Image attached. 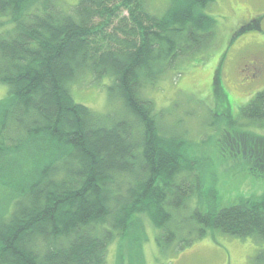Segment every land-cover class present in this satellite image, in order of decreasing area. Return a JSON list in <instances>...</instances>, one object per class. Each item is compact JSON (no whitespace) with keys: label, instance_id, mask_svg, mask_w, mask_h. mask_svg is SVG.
Wrapping results in <instances>:
<instances>
[{"label":"trees","instance_id":"obj_1","mask_svg":"<svg viewBox=\"0 0 264 264\" xmlns=\"http://www.w3.org/2000/svg\"><path fill=\"white\" fill-rule=\"evenodd\" d=\"M149 1L0 0V264H107L109 244L137 241L145 217L162 253L207 230L264 242V195L219 208L211 186L214 207L188 211L194 169L142 94L212 45L214 0H167L161 14ZM87 72L108 78L120 111L73 100L70 84ZM239 114L263 125L264 89ZM257 138L247 150L260 170ZM251 264H264V247Z\"/></svg>","mask_w":264,"mask_h":264},{"label":"rangeland","instance_id":"obj_2","mask_svg":"<svg viewBox=\"0 0 264 264\" xmlns=\"http://www.w3.org/2000/svg\"><path fill=\"white\" fill-rule=\"evenodd\" d=\"M166 4L167 0L149 1L150 9L160 14ZM205 11L216 22L212 45L194 58L182 61L142 92L162 113L161 124L166 134L181 139L176 147L194 169L189 171L194 176H185L195 194L188 211L208 210L215 204L225 207L240 198L257 199L264 195V162L259 165L262 169L255 170L261 159L255 151L247 150L251 140L264 138V124H254L239 114L241 106L264 89V76L250 84L240 83L243 62L252 58L264 62V0H214ZM254 19L258 20L259 29L252 27L236 34L239 27ZM108 85V78L95 81L87 72L78 76L69 88L75 102L94 111H120L121 101L109 97ZM6 94L7 86L0 83V99ZM230 121L235 122L234 128ZM237 128L244 133H235L233 130ZM196 176L201 181L200 189ZM211 186L217 192L215 204L207 199ZM143 222L145 227L139 231L137 241L129 243L130 239L116 238L109 244L107 264H251L257 249L264 247V242L259 243L253 237H233L207 230L183 250L162 253L155 242V227L146 217Z\"/></svg>","mask_w":264,"mask_h":264},{"label":"flooded vegetation","instance_id":"obj_3","mask_svg":"<svg viewBox=\"0 0 264 264\" xmlns=\"http://www.w3.org/2000/svg\"><path fill=\"white\" fill-rule=\"evenodd\" d=\"M240 83L250 84L264 76V62L257 60L256 58L245 61L240 66Z\"/></svg>","mask_w":264,"mask_h":264}]
</instances>
